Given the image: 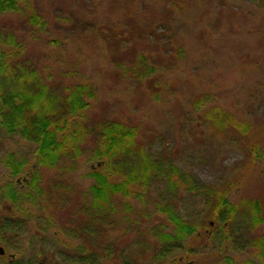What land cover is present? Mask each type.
I'll list each match as a JSON object with an SVG mask.
<instances>
[{
  "label": "rangeland",
  "instance_id": "rangeland-1",
  "mask_svg": "<svg viewBox=\"0 0 264 264\" xmlns=\"http://www.w3.org/2000/svg\"><path fill=\"white\" fill-rule=\"evenodd\" d=\"M31 14L40 16L42 26L30 23ZM0 34L14 39L20 62L37 69L57 93L75 83L91 84L97 93L86 114L90 135L80 157L53 171L39 170L45 202L63 230L81 236L80 215L94 184L87 173L95 127L109 120L139 126L141 140L156 148L153 156L159 152L203 185L231 189L235 202H264V167L255 170L249 157L252 146L264 147V0H24L19 13L0 15ZM178 48L182 57L172 69H162L160 60L173 62ZM203 99L205 107L196 110ZM215 107L250 130H217L205 118ZM8 153L33 163L32 145L0 132V186L7 179L1 160ZM164 202L189 221L206 213L188 195L169 193L164 182H155L141 199L115 200L111 224L91 229V247L108 252L110 264H163L151 229L161 223L156 208ZM4 206L0 202V223ZM13 219L12 228L0 227V264L33 260L56 248L52 233L41 232L43 222ZM247 238L244 231L236 234L229 256L253 259ZM1 243L22 257L11 258ZM205 246L194 247L183 264H226L217 241Z\"/></svg>",
  "mask_w": 264,
  "mask_h": 264
},
{
  "label": "trees",
  "instance_id": "trees-1",
  "mask_svg": "<svg viewBox=\"0 0 264 264\" xmlns=\"http://www.w3.org/2000/svg\"><path fill=\"white\" fill-rule=\"evenodd\" d=\"M23 1L0 0V15L19 13ZM29 21L34 26H42L37 14H31ZM18 49L19 45L11 36L0 34V132L8 137L17 136L32 145L33 163L29 165L17 160L11 153L2 158L7 179L0 186V202L5 205L3 213L6 217L0 227L12 228V220L16 217L27 218V222L33 221L34 217V222L44 223L41 232L52 233L56 248L39 253L26 262L15 258L10 264H110L108 252L91 247L94 234L91 229L111 224L109 221L117 212L115 200L141 199L155 182H164L169 193L186 194L200 203L203 210L206 209L205 216L189 221L170 203L157 206L158 214L162 215L161 223L151 230H155V245L161 247L159 258L165 260L163 264H183L191 258L194 247L203 249L207 246L205 243L209 245L214 241L221 245L219 258L226 264H264V202L248 198L237 203L232 199L231 189L201 184L159 156V152L156 151L157 157L153 156L156 148L141 140L139 126L117 120L98 123L95 127L96 146L88 159L91 167L87 173L94 184L89 189L90 202L80 215L81 236L58 226L45 202L39 170L53 171L65 160L80 157L81 145L90 135L85 123L86 114L96 101L97 93L91 84L81 83L67 86L57 93L37 69L20 62ZM182 52V48H178L173 62L167 57L160 60L164 64L159 66L172 69ZM148 71L150 75L153 73L152 68ZM204 107V99L195 103L196 110ZM206 113L205 118L217 130L226 129L242 135L249 129V125L247 127L218 107ZM249 155L250 165L257 163L255 170L264 167V147L252 146ZM124 207L131 209L129 203ZM241 231L248 237L245 248L253 251L251 260L237 261L227 253L234 244V236ZM43 233L38 235L43 237ZM7 249L11 258L23 255L19 249L13 251L10 245Z\"/></svg>",
  "mask_w": 264,
  "mask_h": 264
},
{
  "label": "water",
  "instance_id": "water-1",
  "mask_svg": "<svg viewBox=\"0 0 264 264\" xmlns=\"http://www.w3.org/2000/svg\"><path fill=\"white\" fill-rule=\"evenodd\" d=\"M4 255V251L3 249L0 248V256H3Z\"/></svg>",
  "mask_w": 264,
  "mask_h": 264
}]
</instances>
